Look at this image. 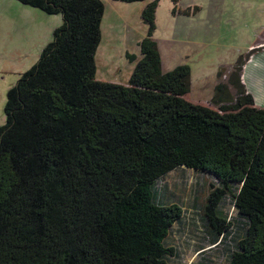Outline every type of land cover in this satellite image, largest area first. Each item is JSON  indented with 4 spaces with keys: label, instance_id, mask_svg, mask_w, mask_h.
<instances>
[{
    "label": "trees",
    "instance_id": "16d2710c",
    "mask_svg": "<svg viewBox=\"0 0 264 264\" xmlns=\"http://www.w3.org/2000/svg\"><path fill=\"white\" fill-rule=\"evenodd\" d=\"M15 1L62 15L63 25L7 94L0 264H168L184 210L161 183L179 170L216 180L204 221L213 245L233 242L228 264H264V108L243 83L253 53L215 88L216 111L185 99L188 66L163 72L154 40L160 0L142 11L147 36L127 86L95 78L101 0ZM227 197L239 221L222 212Z\"/></svg>",
    "mask_w": 264,
    "mask_h": 264
},
{
    "label": "rangeland",
    "instance_id": "374dc122",
    "mask_svg": "<svg viewBox=\"0 0 264 264\" xmlns=\"http://www.w3.org/2000/svg\"><path fill=\"white\" fill-rule=\"evenodd\" d=\"M101 1L105 14L95 57V78L127 86L141 57L140 43L147 36L142 9L155 0L133 4ZM177 6L184 10L180 16L173 13V0H160L154 40L164 73L179 66L190 68L191 90L185 99L218 111L212 102L215 88L228 85L240 57L246 58L251 52L253 55L244 61V80L255 105L264 108V76L257 77L260 56L254 54L260 50L248 49L256 39L264 0H180ZM189 10L191 15L184 14ZM62 25V15L49 16L15 0H0V128L6 123L8 91L38 63L55 30ZM229 93L236 96L231 87ZM213 185L217 187L212 177L192 170L174 172L161 183L169 201L184 210V218L168 238V246L176 250L168 264H228L233 242L227 239L222 245H213L204 221ZM221 210L239 221L233 198L227 197Z\"/></svg>",
    "mask_w": 264,
    "mask_h": 264
},
{
    "label": "crops",
    "instance_id": "0c3cea01",
    "mask_svg": "<svg viewBox=\"0 0 264 264\" xmlns=\"http://www.w3.org/2000/svg\"><path fill=\"white\" fill-rule=\"evenodd\" d=\"M146 6H147V4L144 5V8ZM144 8L142 9V11L144 10ZM176 10H177V12H176L177 14H175V15H179V16L182 15V13L184 11V10L180 9L178 6H177ZM191 14H192V12H191ZM258 19L260 20V23L257 24L258 27L255 28L256 39L254 42L251 43V45L249 46L248 49H249V51L253 50V48L256 50H260L254 54H256L255 56H257V57H258V55L260 56L259 64H257V67H258L257 69H259V74L257 75V77L262 79V76H264V74H263L264 73V13H263V16H258ZM255 47H257V48H255ZM252 59L255 60L256 58L253 57ZM261 64H263V65H261ZM243 83L247 88L248 85H247L246 81L244 80V71H243Z\"/></svg>",
    "mask_w": 264,
    "mask_h": 264
}]
</instances>
